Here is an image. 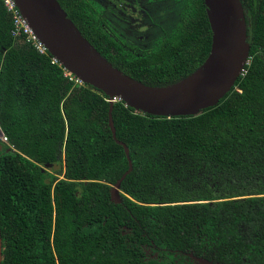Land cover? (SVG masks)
Instances as JSON below:
<instances>
[{
	"label": "trees",
	"instance_id": "trees-1",
	"mask_svg": "<svg viewBox=\"0 0 264 264\" xmlns=\"http://www.w3.org/2000/svg\"><path fill=\"white\" fill-rule=\"evenodd\" d=\"M102 1L58 0L124 74L166 87L208 58L205 0ZM241 1L250 59L218 106L163 118L114 102L133 163L117 202L129 160L109 97L15 36L0 0L2 264H264V0Z\"/></svg>",
	"mask_w": 264,
	"mask_h": 264
},
{
	"label": "water",
	"instance_id": "water-1",
	"mask_svg": "<svg viewBox=\"0 0 264 264\" xmlns=\"http://www.w3.org/2000/svg\"><path fill=\"white\" fill-rule=\"evenodd\" d=\"M22 15L52 57L84 84L109 97V124L114 139L123 145L129 170L113 189V198L122 181L133 170L128 147L117 140L112 111L120 99L136 112L155 117L197 116L219 105L235 87L250 59L248 25L241 0H205L212 30V47L204 64L192 75L166 87L148 86L114 67L84 37L68 17L58 0H15ZM4 134L0 128V137ZM115 200V199H114ZM190 257L199 264H214L204 258ZM3 260V239L0 223V264Z\"/></svg>",
	"mask_w": 264,
	"mask_h": 264
},
{
	"label": "built area",
	"instance_id": "built-area-1",
	"mask_svg": "<svg viewBox=\"0 0 264 264\" xmlns=\"http://www.w3.org/2000/svg\"><path fill=\"white\" fill-rule=\"evenodd\" d=\"M3 2H4L5 7L7 8L8 12L12 14L13 23H14L13 34L15 36H19V35L23 34L24 36H26L27 41L29 43H32L34 45V47L41 54L49 53V51L46 48V46L37 37L36 33L34 32L32 27L30 26L28 20L22 15V13L19 10L15 0H3ZM53 62L55 64H58L61 67H63L60 64V62L57 59H55L54 57H53ZM64 72H65V76L68 77L70 79V81H74L75 83H77L79 85H83L84 84L79 78H77L75 75H73L71 72H69L65 68H64ZM244 72H245V70L243 71V73ZM118 100H120V99H115V101H118ZM1 140L4 143L9 145V140H8V138L5 135H3L1 137Z\"/></svg>",
	"mask_w": 264,
	"mask_h": 264
},
{
	"label": "rangeland",
	"instance_id": "rangeland-1",
	"mask_svg": "<svg viewBox=\"0 0 264 264\" xmlns=\"http://www.w3.org/2000/svg\"><path fill=\"white\" fill-rule=\"evenodd\" d=\"M100 1H102V0H100ZM105 1H109V0H105ZM110 1H114V2H117L116 0H110ZM103 2V1H102ZM124 3H121V1L120 2H118L117 3V8L118 9H124ZM117 18H119L118 19V21H124V19H131V18H129V17H126V16H124V15H122L121 13L119 14V17H117ZM132 20V19H131ZM0 140H1V137H0ZM119 193H120V191L118 192V196H119ZM119 198H120V196H119ZM114 199H115V201H118L117 200V198L114 196Z\"/></svg>",
	"mask_w": 264,
	"mask_h": 264
},
{
	"label": "clouds",
	"instance_id": "clouds-1",
	"mask_svg": "<svg viewBox=\"0 0 264 264\" xmlns=\"http://www.w3.org/2000/svg\"><path fill=\"white\" fill-rule=\"evenodd\" d=\"M249 62V61H248ZM248 64V63H247Z\"/></svg>",
	"mask_w": 264,
	"mask_h": 264
}]
</instances>
